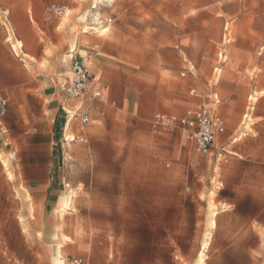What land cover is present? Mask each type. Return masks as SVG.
Listing matches in <instances>:
<instances>
[{
    "label": "rangeland",
    "instance_id": "obj_1",
    "mask_svg": "<svg viewBox=\"0 0 264 264\" xmlns=\"http://www.w3.org/2000/svg\"><path fill=\"white\" fill-rule=\"evenodd\" d=\"M45 12L33 31H8L22 44L0 45V77L39 96L24 107L0 88V264H55L59 246L65 264H196L206 242L205 262L239 264L240 242L264 264V223L243 228L235 215L248 207L219 202L264 197V0H62ZM74 57L92 77L82 100L60 90ZM98 88L104 98L93 99ZM199 109L225 123L206 155L183 129L151 125L156 113ZM33 153L48 167L28 185L20 170ZM41 182L51 183L45 201ZM222 208L231 217L210 228Z\"/></svg>",
    "mask_w": 264,
    "mask_h": 264
},
{
    "label": "crops",
    "instance_id": "obj_2",
    "mask_svg": "<svg viewBox=\"0 0 264 264\" xmlns=\"http://www.w3.org/2000/svg\"><path fill=\"white\" fill-rule=\"evenodd\" d=\"M62 0H0V19H3L4 23V28L7 31V35L10 36V38H7L5 40L6 44H2L0 42V45L5 46L9 45L11 48L15 47V44L12 42V36L14 37V40L18 44H22V39H18L16 37V34L14 35L9 34L8 31H22V30H27V31H33L34 30V24H38L44 22V18L46 21H49L51 17H47L46 19V8L50 5H54L55 3H60ZM51 29L53 30L54 25L50 26ZM26 45V44H25ZM17 57V56H16ZM70 59V57H69ZM5 58L3 59L0 56V63L5 62ZM224 61H226L224 59ZM218 68V67H216ZM2 71H6V68L3 67L1 68ZM216 71V70H215ZM15 76L10 75L9 73L6 74V77H0V88L5 87V88H14V94L18 95V103L22 104L24 107L27 104L28 98L31 100L35 101V104H38V99L39 96L35 92L36 88L33 87H21L17 85H13L14 78ZM54 87L51 85L47 88V91H53L50 96H54ZM96 91H99L101 93V99L104 98V92L102 88H98ZM3 96V95H2ZM4 97V96H3ZM5 98V97H4ZM8 101V100H7ZM72 101V100H69ZM250 97L248 99V102H250ZM73 102V101H72ZM51 103V101L49 102ZM79 103V101H78ZM77 103V104H78ZM252 103L247 106L246 110L247 113L244 115V118L248 116V110L250 109V106ZM110 107H114V103H111L109 105ZM68 109H74L75 107H67ZM66 110L65 108H63ZM68 113H70L68 111ZM156 114H162V113H156ZM155 115V114H154ZM153 115V116H154ZM166 115V114H164ZM170 116V115H167ZM175 116V115H172ZM1 118V117H0ZM221 118V117H220ZM222 119V118H221ZM223 120V119H222ZM224 121V120H223ZM225 124V123H224ZM38 153H33L27 156V160L29 161V164L25 165L23 168L20 170L21 177L23 178L24 182H26L28 185H30L32 182H37L36 181V172L39 169V167L46 168V166H40L38 163ZM46 158L51 157V154L48 155L47 153L44 155ZM42 184L43 190H44V201L47 198L48 194L51 195L52 193H48V191L51 188V183L48 182L46 184H43L42 182L39 183ZM264 189V188H263ZM42 191V189H36L35 191L38 192ZM224 193H228L230 191L229 188L224 189ZM221 205L223 206H229V207H240L246 206L248 207L247 212L245 213H238L235 216L238 218V221L243 223V228L246 227V224H252V223H257V224H262L264 223V197H246L242 198V200H239L238 202L235 200H232L230 198L222 197L219 199ZM218 212L216 213V216L214 219H218V217H231L233 211L231 210H224L223 208L220 210H217ZM241 228L240 231H245V229ZM264 230V227H262ZM216 229V228H215ZM248 229L251 230V227ZM252 231V230H251ZM237 247V252L242 256V261L239 264H254L256 259L252 256V252H255L256 250L251 248V247H246L242 245L240 242L236 245ZM233 246H228L226 247L223 251H228L232 250ZM205 264H225L224 258L222 256H218L215 258H211L210 260H207Z\"/></svg>",
    "mask_w": 264,
    "mask_h": 264
},
{
    "label": "built area",
    "instance_id": "obj_3",
    "mask_svg": "<svg viewBox=\"0 0 264 264\" xmlns=\"http://www.w3.org/2000/svg\"><path fill=\"white\" fill-rule=\"evenodd\" d=\"M49 13L62 16L66 13L64 8H50ZM71 78L60 86L67 98L72 100H82L90 89L92 77L88 69L79 59H71ZM194 92V91H192ZM101 93L94 91L93 99L100 98ZM8 101L0 94V117L7 112ZM82 108V106H81ZM81 108L77 110L80 111ZM74 115V114H73ZM74 116H72L73 118ZM79 123L87 125L90 121L88 109L82 110L77 114ZM151 125L157 127H178L186 133V139L192 143L197 152L206 155L214 144L218 135L225 130L224 121L218 116H211L205 110H188L182 116H167L164 114H155L152 117ZM66 264H83L78 258H70Z\"/></svg>",
    "mask_w": 264,
    "mask_h": 264
},
{
    "label": "bare ground",
    "instance_id": "obj_4",
    "mask_svg": "<svg viewBox=\"0 0 264 264\" xmlns=\"http://www.w3.org/2000/svg\"><path fill=\"white\" fill-rule=\"evenodd\" d=\"M95 8V7H94ZM90 15H91V13H90ZM97 16H98V14H92V18L94 19V20H98L97 19ZM100 17V16H99ZM91 19V18H90ZM93 21V20H92ZM97 23V22H96ZM100 23L101 22H99V25H100ZM98 24V23H97ZM101 26V25H100ZM99 26V27H100ZM85 30H87L88 28L86 27V28H84ZM91 29V28H90ZM93 29V28H92ZM94 29H96V28H94ZM100 29V28H99ZM84 33H87L86 31H84ZM76 48H77V46H76V44H74L73 46H72V52L73 51H75L76 50ZM81 53H85L84 51H80ZM64 76H66V78L68 79V78H71V73H66ZM78 106H77V108H79V106H81V102H79L78 104H77ZM67 111H69L70 113L72 112L70 109H68L67 107H64ZM69 125H67V127H66V132H65V139L66 140H69V142H72V141H74V137H73V135L70 133L69 134V132H68V130H69ZM71 128V127H70ZM9 159V158H8ZM10 163V162H9ZM4 166L5 167H7L6 166V164H5V161H4ZM4 169H6V168H4ZM9 171V170H8ZM6 174H7V172H6ZM8 177H9V179L11 180V179H13V175L9 172L8 173ZM14 180V179H13ZM27 194V192L25 193V195ZM27 196V195H26ZM28 197V196H27ZM26 197V198H27ZM60 199V198H59ZM28 201V200H27ZM60 202H59V206H60V210H61V212L63 213V211L67 208L68 209V207L70 206V198H67V197H62L60 200H59ZM73 204V203H72ZM212 206V205H211ZM67 209H66V211H67ZM59 210V209H58ZM65 213H63L62 215H64ZM61 215V214H60ZM65 216V215H64ZM215 216H216V212L215 211H213L212 212V218H211V220H210V228H214L215 227ZM63 217V216H62ZM65 219V218H64ZM62 220V219H61ZM208 240V239H207ZM64 241V240H63ZM209 241V240H208ZM61 243H63V242H61ZM60 243V244H61ZM208 242H206V244H204V248H203V251L204 250H206L207 249V246H208ZM201 252V254H200V256H199V259H197L198 261H197V263L196 264H205V259H204V252ZM54 261H55V264H65V260L63 259V256H62V254H61V246H59L58 247V249H57V253H56V256H54Z\"/></svg>",
    "mask_w": 264,
    "mask_h": 264
}]
</instances>
